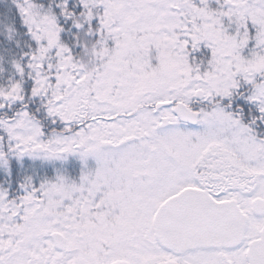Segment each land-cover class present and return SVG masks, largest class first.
<instances>
[{
    "label": "snow or ice",
    "instance_id": "1",
    "mask_svg": "<svg viewBox=\"0 0 264 264\" xmlns=\"http://www.w3.org/2000/svg\"><path fill=\"white\" fill-rule=\"evenodd\" d=\"M0 264H264V0H0Z\"/></svg>",
    "mask_w": 264,
    "mask_h": 264
}]
</instances>
